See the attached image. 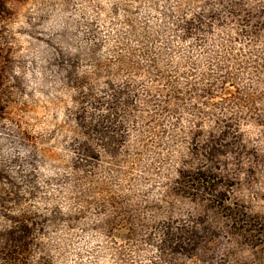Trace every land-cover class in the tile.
I'll return each instance as SVG.
<instances>
[{
  "label": "rangeland",
  "instance_id": "374dc122",
  "mask_svg": "<svg viewBox=\"0 0 264 264\" xmlns=\"http://www.w3.org/2000/svg\"><path fill=\"white\" fill-rule=\"evenodd\" d=\"M0 264H264V0H0Z\"/></svg>",
  "mask_w": 264,
  "mask_h": 264
}]
</instances>
